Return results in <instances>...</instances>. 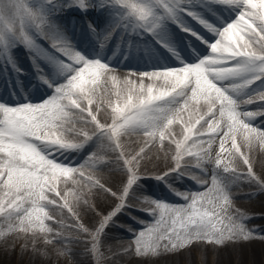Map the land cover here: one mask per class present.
<instances>
[{
  "label": "snow or ice",
  "instance_id": "6c2138e0",
  "mask_svg": "<svg viewBox=\"0 0 264 264\" xmlns=\"http://www.w3.org/2000/svg\"><path fill=\"white\" fill-rule=\"evenodd\" d=\"M46 2L50 4L53 0ZM197 4L205 9L220 6L235 12V18L221 16L219 23L210 22L202 12L196 10ZM73 5L82 11L93 6L114 7L121 26L150 33L162 29L167 21L179 22L178 12H183L215 39L205 40L199 33L181 25L184 31L191 32L208 46V56L196 63L182 61L179 67L139 73V84L129 78L121 82L115 75L106 78V74L112 71L108 64L99 59H87L77 51L58 32L42 8L25 5L21 0H0V58L12 63L11 48L15 43H23L34 53L30 57L34 62L37 58L45 61L52 77H63L64 80L63 83H54L45 69L37 64L35 66L40 77L54 88L53 95L37 104L0 102V217L6 225L0 231V236L17 227L24 232L39 231L53 233L54 237L61 236L46 223L54 219L48 211L49 206H54L66 208L73 215L72 225H65L62 220L56 223L79 232L85 237L84 242L91 245L87 251L98 252L104 229L117 213L129 207L124 199L140 176L128 165L139 162L143 149L137 156L124 161L122 170L126 183L118 197L121 203L102 216L94 229L80 223L68 204L67 196L73 194L77 202L91 207L88 200L83 198L85 194L70 190L62 195L58 187L62 180L67 181L76 175L83 177L84 173L57 160L55 153L79 150L96 139L100 144L97 152L88 157L89 161L97 159L98 153L109 150L117 153L116 159L119 161L118 141L121 135L142 131L145 136L154 137L158 132L160 141H163L174 123L181 124L183 128L182 140L173 141L177 150L174 157L176 168L156 178H163L172 171L183 174L180 162L184 155L197 156V167H202L205 162L212 163L210 143L202 152L192 151V142L199 143L200 138L207 135L209 140L219 138L220 152L214 158L212 186L224 204L229 202L225 191L227 185L218 183L216 169L222 168V173H230L236 179H244L264 188V180L252 171L249 158L241 152L237 143V135L240 134L249 145L254 139L264 145V128L254 127L251 122L257 116H264V112L240 110L241 105L264 102V0H96L95 4L92 0H69L64 6ZM110 35V32L105 34L102 43ZM41 40L47 42L53 51L44 48ZM145 79L151 83L146 85ZM109 81L111 88L108 87ZM257 81L261 84L253 90L255 96H250L248 90ZM109 95L117 97L114 106L108 101L112 123L101 124L91 106L94 98L103 101ZM190 103L195 106L194 111H189L185 120L181 114L189 109ZM202 106H206L205 114H199ZM197 114L198 118L193 120ZM205 115L209 119L206 120ZM76 122L93 124L91 135L85 130L76 129ZM205 124L206 131L197 129V125L203 128ZM65 132L82 138L69 140L64 136ZM168 135L171 137L174 134L168 132ZM229 141L230 149L226 147ZM224 152L238 154L248 166V171L236 173L235 169H230L222 160ZM88 180L89 191L95 189L117 196L98 180ZM72 183L79 182L73 179ZM175 192L185 200L184 205L149 201L154 207L148 211L155 221L138 234L135 242L137 254H156L161 247L164 251L171 249L179 252L187 250L193 240H208L219 245L226 239L253 238L252 229L237 223V219L247 217L237 213L234 219L232 216H222L216 210L219 207L226 213L218 198H209L207 193ZM50 194L54 198H50ZM225 219L228 220L226 225ZM58 254L66 253L61 251Z\"/></svg>",
  "mask_w": 264,
  "mask_h": 264
},
{
  "label": "bare ground",
  "instance_id": "6f19581e",
  "mask_svg": "<svg viewBox=\"0 0 264 264\" xmlns=\"http://www.w3.org/2000/svg\"><path fill=\"white\" fill-rule=\"evenodd\" d=\"M92 3L95 4V1L92 0ZM58 6L61 7L62 9L65 8V6H60V5ZM186 6H189V5H186ZM112 8H113L112 11L107 10L104 12V16L107 18L106 20L107 26L104 27V29L98 27L96 28V30L91 31L89 35L85 31V27H83V25L73 24L75 22L73 18L69 20L68 17H62L61 15L60 17L57 16L59 19L57 20L56 24L58 25H54V23H52L56 27L58 32L63 37H65L68 41H70L71 45L75 49L81 50L80 53L84 55L87 59H90V60L99 59L102 62H105L106 64L110 66L112 71L106 74V78L110 77L111 75H115L121 82H123L126 78H129V79L136 80L137 84H139V79H138L139 73L151 72L153 70L164 69V68L179 67L181 66L182 61L189 63V64L196 63L198 62L200 58H202V55L208 49V46L206 44L198 42L199 44L197 43L194 44L195 48L193 50H191V48L185 49V48L179 47L180 56L177 59L169 58L165 56L163 53H161L160 56L156 58H152L151 60H148L146 62H137L135 60V57L133 56H132L133 58L131 59V61H126L127 59H125L124 56L119 54L120 52L117 51V49L111 47L108 40L102 43V41L104 40L105 34L108 33L106 31L107 27L110 30L112 29V32H114L116 29H118V31H124V29L119 28V26L115 27V25L117 24L116 21L119 20V18L117 19L118 16L116 17L114 15L117 12L116 9L114 7ZM196 10L202 12L203 15L207 19H209L210 22H213V23H219L220 21L218 18L221 16L225 17L226 19H230L235 14L232 11L224 10L220 8V6H212V8L210 9H205V8L200 7L199 4H197ZM93 11H94V14H97V15L101 13V11L98 12V10L96 9ZM68 12H73V7L69 6ZM82 14L84 15L85 13H82ZM49 18L52 22L53 16H49ZM113 18H115L116 20L114 19L113 20L114 23H111ZM178 18L180 22V27L181 25H187L189 28H192L197 33H199L205 40L215 39V37L211 33L207 32L200 24H198L194 19H192V17L188 16L186 13L178 12ZM84 21H86V23L89 25L91 20H88V18H86V20L84 19ZM172 22L173 21L171 20L167 21L162 29L157 30L156 32L152 33V35L156 36L158 33L162 34L163 30L165 31L168 30V39L171 36H173V39H174L176 36H178V33H177V30L173 27ZM173 39L172 40L171 38L169 39L172 41V43L169 44L170 48H173ZM40 43L42 42L40 41ZM19 47H20V44L15 43V46H13L12 48L14 50H18ZM125 49H127L128 52H131V51L136 52L134 51L135 49L129 46L125 47ZM209 52H208V55H209ZM29 53L31 57L34 55L32 51H30ZM140 54H141V51H140ZM208 55H205L204 57ZM14 61L15 59H12V63H14ZM35 61H37L40 64V67L45 69V73L49 76V79L55 81V79L52 77L50 73L47 63L43 62V60H40L39 58H37ZM116 66L118 67V69L113 68ZM25 67L26 65L23 64V62L17 61L16 68H19L20 70H15V67H14V72L21 78H27V72L25 70ZM57 80H61V78ZM1 81L2 80H0V102H3V103L12 99L14 101H18L19 104H23V103L37 104L51 97L54 93V89H53V92L48 95L47 92L44 91L42 84L39 85L36 83H32L31 86L29 87L28 82H25L24 87L20 85V87H22L21 89L25 90L26 94L24 95L22 93L23 90L15 89V88H12V89L8 88L4 84H2ZM257 82H260V81H257ZM57 83H63V82L57 81ZM144 83L147 85L148 83H151V81L145 79ZM225 83H227V81H225ZM108 87L109 88L112 87L110 81H109ZM243 98L247 99L246 97H243ZM108 101H111V106H114L115 103H117V97L115 95L105 96L103 98V101H101L99 98H94V103L91 106L93 113L96 115L97 120L101 124H111L112 123V111H111V106L109 105ZM201 104L203 105V102H201ZM259 106H264V102L258 101L252 104H244V105H241L240 110L244 111L246 108H256ZM194 107L195 106L190 103L189 109L186 112L181 114L185 120H187L188 118V112L194 111ZM206 111H207L206 106H202L200 108L199 114H205ZM217 117H218V113H217ZM196 118H198V114L194 115L193 120H195ZM205 119L207 120L209 119V117L205 115ZM251 122L254 127L264 128V116H257ZM203 123L204 122L202 121L201 124ZM65 127H70V125H65ZM74 127L76 129L85 130L91 135L94 125L93 124L90 125L89 123L87 125L82 122H76L74 124ZM206 128H207L206 124L204 125L203 128H201L200 125H197V129L199 131H206ZM168 132L174 135L169 137ZM168 132H166V138L163 141H160L158 132L156 136L154 137H147L142 131L121 135L118 141L120 145L119 149L121 151V159L119 161H117L116 157L114 156L115 152H112L110 150L107 152L98 153L97 159H93L89 161L88 157L92 156L93 153L97 152L98 146L100 144V141H97L96 139L89 141L79 150L55 153V158L61 162L64 160V156L67 154L68 164L72 165L73 160L78 159L81 156L79 152H82L83 154V153H86L90 149L88 155L87 156L85 155L84 157H82L83 159L82 165L84 166L79 167L80 171L84 173V176L83 177L79 176L78 178V175H77V178L76 176H74V177L69 178V180L67 181L62 180L58 186L59 190L61 191V194L64 193V191H68V190H71L73 193L77 191L83 192L85 194L84 196L89 195V198H91L92 200V205L96 207L99 211H100L99 208H104V207L107 208V210H109L108 208H110L111 210L114 204L117 202V200L119 202V199H117L116 196L109 195L108 193H105L102 191H96L95 189H92L91 191H89L90 184H89L88 178H91V180H97L99 176L102 177L100 179L105 181L107 184L102 183V182L100 183L103 184L105 188L109 187L112 189L113 192H116L117 194H119L120 189L122 188L120 189L119 187L115 188V186L117 185L118 180H121L120 178L125 179V174L121 173L122 165H124V161L129 160L130 155L132 156L135 152H138V151L139 153H141V149H143L142 158H140L139 159L140 162H138L141 168L143 166H144L143 168H146L148 166L149 167L148 169H155V168L162 167L164 165H168L169 162H171L170 160L171 150L169 149V147L171 145L173 146L175 145V143L173 142L174 140H180L183 134V128L181 124L174 123L173 125L170 126ZM64 136L67 139L73 140V141H78L82 138L80 136L74 135V133L72 132H65ZM208 140H209V137L206 139L205 136H202L200 138L199 143L192 142L193 146H195V153H197L198 151L196 146L198 144L201 145L207 142ZM212 140L214 141L212 143H211V140H209V143H211V146L213 148L212 152L216 151L219 153L220 152L219 138L213 137ZM237 143L240 145L241 152H243L249 158L250 163L252 165V171L261 180H264V145H262L258 140H255V139L253 140L252 144L249 145L243 140V137L240 134L237 135ZM135 146H138V147L134 149L133 151H131V154L127 156L130 153V150H132V148H134ZM226 147L229 149L231 148L230 141L226 145ZM235 156L241 159V157L238 154H234L231 152H224L223 158H222L224 159V164H225V160L227 159V166H230V169H235L236 172H244V173L247 172L248 166L243 163L242 159H241L242 164H240L242 167L236 166L235 163L233 164L230 163V160L232 159V157H235ZM192 157L193 156L184 155L183 159L180 162L181 168L184 169L185 173L189 177L198 178V179H193L194 180L193 182L186 181L185 182L186 188L187 189L193 188V186H196L195 181H197L205 185L203 190L200 191L199 193H207L210 195L208 197H212L214 194H216L214 193L215 191L212 189L208 190L207 184L199 181L205 175H210V173H208L207 170L203 166L197 167L196 166L197 162L192 161L191 160ZM66 161L67 159L65 160V162ZM174 161L175 162L169 164L168 168L164 167L163 169L159 171H163L166 168L167 169H170V168L172 169L173 167L176 168V160L174 159ZM184 165H187L188 167L185 168ZM128 166L131 167L132 165H128ZM72 167H75V166H72ZM231 167H234V168H231ZM229 174L230 173H228V175ZM105 177H106V180L104 179ZM221 177L222 175H219L220 179ZM73 179H75L79 183L73 184L72 183ZM67 182H71L72 185L70 184V186L69 185L66 186ZM250 183L255 184L257 188L249 189L247 186ZM156 185H158L156 186L158 191L163 190L164 187L161 186V183H157ZM223 185L225 184H222V186ZM226 185H227V188L225 189V191L227 192L228 199L230 201L233 198L236 199L235 201H232L231 203L230 201L228 202L227 205L229 206V208L238 209L239 207L240 208L243 207L246 210L247 214L264 213V207L254 208L253 212H248V208L253 207L254 204L261 203V202H263L264 204V200L260 201V199H264V195L262 197V195L259 194L262 188H260L256 183L249 182L244 179H236V180H231ZM122 187H123V184H122ZM196 187H198V185ZM200 188L201 187H198L197 190H199ZM132 190H135V189L129 190L128 195L126 197L127 199L139 197L143 205L147 206V204H149L148 202L150 200H147V199L145 200L142 196H140L139 191L137 193V190L135 192ZM174 191H175L174 189L165 188L163 192L161 191L158 193H162V196H168L166 198H169L171 197L169 195H172ZM150 192L155 193V191H150ZM71 198L73 200L72 203L74 205L78 206L79 208L85 207V205L82 202L76 201L75 196L73 194L71 195ZM152 199L155 200L154 198ZM173 200L174 198L172 200H167V201L171 202ZM134 210H136L137 212H140L137 209H134ZM102 212L103 211L101 210L100 213L102 214ZM219 212L221 213L223 212L221 211V208H219ZM140 214L143 215V212H140ZM90 220H91L90 221L91 224H93V228H95L94 223L96 219L90 216ZM250 227L252 229H255V232L264 233V221L255 222L253 225H250ZM109 230L110 228L108 229L105 228L104 234L101 237V241L104 244L107 254L112 255L110 260L114 264H178L177 262L179 259L187 258L186 251L188 250V248L187 250H181L179 252H174V254L172 255L168 251H164V250H160L156 254H147V255L137 254V252L131 251L130 244H129L130 242L126 240V238L123 237L122 235L123 233L121 230L116 231V232L115 231L110 232ZM12 237H10L11 239L10 238L9 239L13 240ZM239 242L240 243L237 245L236 248L231 247L230 249H227L228 251H226L224 246L220 248L218 246L216 260L220 258L221 259L220 264H225V261L229 257L235 255L238 258V260H242V262H244L247 259L252 264H257V263L259 264L261 262L264 263V238L254 237V238L245 240L243 243H241V241ZM193 243H199V244H193ZM192 244L194 246L195 245L199 246L198 249L200 248V244L205 245L204 243H200L199 241L192 242ZM9 248L10 247H8L7 245L0 246V264L9 260V251H10ZM56 250L57 249L55 246H50V245L48 247H44L43 245L41 246V248L39 247L35 249V251L32 250L33 252L27 250V253H29L30 258H32V261L30 262V264H33L35 261H37V264H51L52 263L51 260L56 255ZM71 252H72V256H73V253L75 252L74 253L75 258L74 260H71L72 262H70V264H84L85 259H83L82 257L83 255L82 252L79 253V252H76L75 250H72Z\"/></svg>",
  "mask_w": 264,
  "mask_h": 264
},
{
  "label": "rangeland",
  "instance_id": "374dc122",
  "mask_svg": "<svg viewBox=\"0 0 264 264\" xmlns=\"http://www.w3.org/2000/svg\"><path fill=\"white\" fill-rule=\"evenodd\" d=\"M21 2L25 5H32L33 7L36 8H42L43 11H45L49 16H53L52 18V23H54V25H58L56 24L57 20L59 19L57 16H61L62 17H67L65 14V12L69 15H71V13H68V8L69 7H65V8H61L60 6H64L66 4L69 3L68 0H53L52 3H47L46 0H21ZM74 6V5H73ZM190 6V5H189ZM72 7V6H71ZM108 7L109 10L112 11V7L105 5V8ZM61 8V9H60ZM107 8V9H108ZM111 8V9H110ZM114 11V10H113ZM117 11V10H116ZM235 13V12H234ZM116 16V13L114 14ZM75 16V15H73ZM235 18V14L230 18V19H234ZM115 18H113L114 20ZM112 20V22H113ZM175 22V21H174ZM178 25L180 24V22H175ZM185 27H188L187 25H183ZM182 27V26H181ZM192 29V28H191ZM193 30V29H192ZM188 32V31H186ZM193 32H196L195 30H193ZM191 33V32H189ZM161 35L160 33L157 34L158 37L165 39V43L169 44V40L166 39V37H168V30H163ZM192 34V33H191ZM188 35V36H183V40L185 43L188 44V48H191V50H193L194 44H199L202 43L200 39L197 38V36L195 35ZM173 36H171L170 38H172ZM189 37H194V38H189ZM43 42H45L44 40H42ZM175 42L177 44H180V40L176 37ZM199 42V43H198ZM47 42H45L46 44ZM20 47L19 49L16 51L13 48H11V56L12 58L17 59V56L19 57H25L26 58V62H24L27 68H30L29 65H33L32 70H34L33 75L31 74V72L29 73V71L26 69L27 71V76L28 78H32L34 80H41V81H45L43 80L37 70V67L35 65H40L37 61L34 62V60L30 59L29 56V52L27 51V47H25V45L23 43H19ZM24 45V47H23ZM44 45V43H43ZM48 45V43H47ZM21 47H23L24 49H21ZM209 49V48H208ZM77 50V49H76ZM175 50V49H174ZM206 50V49H205ZM53 50L51 49V52ZM77 51H81V50H77ZM210 50H206L205 53L202 55V57H204L205 55H208V52ZM171 54H173L171 52ZM177 55V54H175ZM179 56V55H178ZM176 56V57H178ZM174 58H176L175 56H173ZM126 61H131V59L126 60ZM29 62V63H28ZM13 63H9L7 59L4 58H0V70L2 71H6L7 69L10 70L11 73H13L12 68L14 67L12 65ZM131 67V66H129ZM114 69H118V67H113ZM18 69V68H17ZM10 73V75H11ZM28 73L30 75H28ZM64 82V81H63ZM22 82L20 80H16V84L19 85ZM29 86H31V83H28ZM261 84V82H256L251 86V89L248 90L249 95L250 96H254L255 95V91L258 88V86ZM46 85H44V90H45ZM25 95V93H24ZM247 98V97H246ZM6 104H19L18 101H14V100H9L7 102H4ZM244 111H252V112H264V106H259L256 108H246ZM90 125H92L91 123H89ZM88 125V124H87ZM183 138V134L180 138V140H182ZM205 138L207 139L208 136L205 135ZM94 142V141H93ZM214 142L211 139V143ZM210 143V144H211ZM209 146V140L201 145H197V152H202L203 148H208ZM138 146H135L134 148H132V150H130V153L127 155L129 156L131 154V151H133L134 149H136ZM169 149L171 150V162H169V164L175 162L174 161V157L176 156V145H171L169 147ZM212 146H211V151H210V156L213 158V162L212 163H208L205 162L203 163V167L207 170L208 173H210V175H205L201 180H199L200 182L206 183L208 186V190L212 189L213 190V186H212V174H213V169L215 168L214 165V158L216 157V155L218 154V152L214 151L212 152ZM90 149L86 152L83 153L79 152L81 154V156L78 159H74L73 160V164L71 166H75L76 168H79L82 165V157H84L85 155L87 156L89 153ZM168 151V150H167ZM192 151H194L195 153V146L192 147ZM119 154L121 155V151L120 149H118ZM138 152H135L132 156L130 155L129 160L131 159V157L137 156ZM117 153L114 154V156L116 157ZM223 158V155H222ZM67 159V161L65 162V160ZM198 157L197 156H193L191 158L192 161L197 162ZM224 161V159H222ZM62 162H65L68 164V155L66 154L64 156V160ZM140 162V161H139ZM230 163L233 164L235 163L236 166L242 167L240 164H242V160L240 158H237V156L232 157V159L230 160ZM168 165H164L162 167L159 168H155V169H148L149 167L147 166L146 168H141V166L139 165V163L136 164H132L131 167H133L134 171H136L137 175L140 176V178L138 179V181L134 182L132 188L131 189H135L132 191H136L137 193L139 191L140 196H142L145 200H153L152 198H154L156 201H164L167 202L169 204L172 205H184L186 202L184 200V202H181V197L176 195L175 191H179V192H185V193H197L203 190V188L205 187V185L196 182V186L198 185V187H201L199 190H197L198 187L193 186V188L191 189H187L186 188V181L189 182H193L194 178L189 177L184 169L181 168V171L183 172V174H180L178 172H174L172 171L169 175L163 177V178H156V176L159 175H163L164 173L168 172L170 169H167L169 167ZM225 164L227 165V159L225 160ZM164 167H167L166 169H164L163 171H159L161 169H163ZM230 168V166H228ZM245 167V166H244ZM175 167H173L172 169H174ZM234 168V167H231ZM153 171V172H151ZM217 173L219 175H222L221 179H218V183L222 186V184H227L228 182H230L231 180H236V178H234L231 174L228 175V173H222V168L221 169H216ZM121 173H124V171L122 170ZM236 173H244V172H236ZM123 176V175H122ZM229 179H228V178ZM77 178V175H76ZM79 178V175H78ZM102 177H98L97 180L99 182L102 183H106L105 181H103L102 179H100ZM106 180V177L104 178ZM121 180H118L117 185L115 186V188H122V184L126 183V177L125 179L120 178ZM157 183H161V186H163V190H161L162 192L165 190V188L168 189H174V193L172 195H169L171 197L166 198L168 196H162V193H158L161 191H158V189L156 188ZM199 183V184H198ZM70 184L72 185L71 182H67L66 186H70ZM107 184V183H106ZM182 185V186H181ZM72 187V186H71ZM75 187V186H74ZM249 189H255L257 188V186L255 184L250 183L247 186ZM108 189H111L108 187ZM68 191H64L65 192H69ZM112 191V189H111ZM121 191V189H120ZM150 191H155V193H151ZM158 191V192H157ZM113 192V191H112ZM62 193V195L64 194ZM116 193V192H115ZM216 194H214L212 197L209 198H213L216 197L219 199V203L221 205H223V207L226 209V213L223 211L221 213L222 216L224 215H228V216H232L234 219H236V214L240 213L243 214L244 217H247L246 219H237V223H243L246 229L251 230L252 228L250 227V225H253L255 222H262L264 221V213L262 214H247L246 210L243 207H239L238 209H234V208H229V206L227 204L223 203L222 198L219 197V193H217L216 191L214 192ZM109 194V193H108ZM263 197L264 195V189L262 188V190L260 191V193ZM0 195H2V190H0ZM72 194H69L67 196V200H68V204L69 207L72 208L73 213L75 214L76 217H78L79 222L84 224L85 226H87L89 229H94L93 228V224H91V220H90V216L95 218V226L97 227L99 225V222L102 218V216L107 215L109 212L113 211V209H115L116 205L121 203L120 199L119 202L117 200V202L114 204V206L112 207V209L110 210V208H108L109 210H107V208H99L100 211L102 210V214L100 213V211L94 207L92 205V200L91 198H89V195L84 196L85 199L88 200L89 205H91V207L85 206L84 208H79L78 206L74 205L72 202V198H71ZM111 195V194H109ZM120 195L117 194V199ZM208 196H210L209 194H207ZM50 198H54L53 194H50ZM174 198L173 201H167V200H172ZM229 200V199H228ZM236 199H231L230 203L232 201H235ZM264 199H260V201H263ZM137 203H136V202ZM124 202L129 205V207H125L122 211H120L119 213H117L112 221L108 224V226L106 227L107 229L110 228V232L112 231H122V235L124 238H126V240H128L130 243V249L133 252H136V238L138 236V234L141 231H144L145 228L151 224L154 223L155 218L149 214V211L152 207H154L152 204H147V206L143 205L141 202V199L139 197H134L131 199H127L125 197ZM211 207V206H209ZM264 204L263 202L261 203H256L254 204L253 207H249L248 208V212H253L254 208H263ZM253 208V209H252ZM139 210L140 212H143V215L140 214V212H137L136 210ZM217 211H219V207H217L216 209ZM49 214L53 216V220L52 221H46L47 224H49L53 230L54 233H61V236L59 237H54L53 233H41L39 231H36L35 233H33L32 231L29 232H24L21 231L19 229V227H17L14 231L12 232H5V234L3 236H0V246L1 245H7L9 248V260H7L6 262H3L2 264H30V262L32 261V258H30L29 253H27V250L29 251H35V249L37 248H41V246L44 245V247H48L50 246H55L56 247V255L53 257V259L51 260L52 263L51 264H70V262H72L71 260H74V253L72 256V250H75L76 252L79 253H83L82 257L83 259H85L84 264H114L110 258L112 255H108L104 244L102 241H100V244L98 246V252L95 251H87L88 248H91L90 244H86L84 242L85 237H83L79 232L75 231L73 228L70 227H62L60 224L56 223V221H63V223L65 225H72L73 224V215L71 213L68 212V210L65 209H60L54 206H49L48 208ZM135 222V223H133ZM228 223V220L225 219L224 220V224L226 225ZM220 226V225H218ZM6 227V225L3 222V218L0 217V231H3L4 228ZM253 232V238L254 237H264V233H258L255 232V229H252ZM105 231V229H104ZM15 235V236H13ZM12 237L13 240H10ZM64 237H67L68 239H64ZM10 238V239H9ZM145 240H147V236L145 237ZM48 241H51V243H49ZM199 241L200 243H204L205 245L200 244V248L198 249L199 246L197 245H193V244H199V243H193L190 246H188V250L186 251L187 253V258H181L178 260V264H220L221 259L219 258L218 260H216V256H217V249L218 246L223 247L226 249V251H228L227 249H230L231 247H237V245L240 243L239 241H241V243H243L245 241V239L243 238H237V239H230V240H225V242L223 244H215L213 242H209L208 240H193V242H197ZM235 244V245H234ZM127 246V245H126ZM202 247V248H201ZM161 250L162 247H161ZM32 251V252H33ZM61 251H65L66 254H58ZM169 253L174 254V252L169 249L168 250ZM33 264H37V261H35ZM225 264H252L251 262H249V260H245L244 262H242V260H238V258L233 255L231 257H229L226 261ZM258 264V263H257ZM259 264H264L263 262L259 263Z\"/></svg>",
  "mask_w": 264,
  "mask_h": 264
}]
</instances>
